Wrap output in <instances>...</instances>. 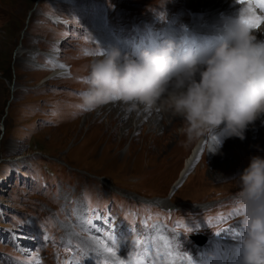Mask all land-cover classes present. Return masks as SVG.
<instances>
[{"label":"rangeland","instance_id":"obj_1","mask_svg":"<svg viewBox=\"0 0 264 264\" xmlns=\"http://www.w3.org/2000/svg\"><path fill=\"white\" fill-rule=\"evenodd\" d=\"M173 4L0 0V264H36L34 257L39 264H103L110 257L97 255L95 240L112 247V235L123 264H138L145 244L162 250L152 252L157 264L179 253L190 264V255L233 246L228 229H239V177L250 158L263 155L264 124L248 129L240 147L239 138H223L218 154L202 153L170 193L198 142H186L183 121L148 118L122 137L134 117L119 123L103 105L86 110L80 99L103 49L134 51L136 40L145 44L166 27L170 33L158 39L178 35L181 25L212 31L207 16L174 12ZM158 11L167 12L166 22ZM59 68L65 71L47 80ZM251 132L259 137L248 139ZM195 237L206 240L204 249Z\"/></svg>","mask_w":264,"mask_h":264},{"label":"clouds","instance_id":"obj_2","mask_svg":"<svg viewBox=\"0 0 264 264\" xmlns=\"http://www.w3.org/2000/svg\"><path fill=\"white\" fill-rule=\"evenodd\" d=\"M255 15L254 6L241 4L203 42L181 25L178 35L150 34L134 51L103 49L84 77L82 106L93 110L119 101L129 111H168L183 121L187 143L210 139L208 153L218 154L223 138L244 140L257 120L264 123V39L258 38L264 29L250 27ZM157 19L166 22V12ZM239 187V229H228V256L238 257V264H264V158H251Z\"/></svg>","mask_w":264,"mask_h":264},{"label":"bare ground","instance_id":"obj_3","mask_svg":"<svg viewBox=\"0 0 264 264\" xmlns=\"http://www.w3.org/2000/svg\"><path fill=\"white\" fill-rule=\"evenodd\" d=\"M172 1L174 2L173 7H172V8H174V10H173L174 12H175L176 9H183V11L186 10V9H192L194 12H196V14L201 13V14L207 16L206 17L207 23H213V24L215 23V25H218V26L221 24V22H222V20L224 18L234 17L238 13V10H239V8L241 6V4L236 3V0H198L197 2H193V1L190 2V1H186V0H172ZM166 5H169V4H166ZM169 7H168V11L170 9ZM171 12H172V9H171ZM158 13H160V12L158 11ZM260 29H264V25H262ZM161 33L168 34V33H170V30L166 27L163 30L153 32L152 35H154V36H156V37L159 38ZM135 36H137L136 33H135ZM258 38L264 39V34H258ZM135 44L136 45L131 46V48H133L134 50H137L138 49V46H139V48L141 47L140 42H137V40H136ZM64 71H65L64 69L59 68L58 70H56L55 72H53L47 78V80L50 79L51 77H54L56 75H59V74L63 73ZM108 103H109V105L106 106ZM108 103L103 105V108H104L103 111L106 112V113H112V114H114L115 117L118 119L117 121L119 123H122L124 121H127L129 119V117H134L135 124L134 125H131L129 127L124 128V131L122 132L123 133L122 134V137H123V135L125 133H128L133 128L137 132V130H139L140 127L142 126L143 120H146V119L149 118V119H153V122H155V121L157 122L161 118H166L167 115H170L171 114L170 112L164 111V110H161L160 112L153 111L151 114H149V113H145V112H143L142 110H139V109L134 110V113H133V112L127 110L126 106H124L122 103H118V101H117V103H115V101H110ZM103 108L98 109L97 112H95V113L98 114ZM101 112L99 113L100 115H101ZM99 114L97 116H100ZM94 115L96 116V114H94ZM86 121H87V119L85 118V123H86ZM180 121H182V120L179 117H176V120L172 124V126L173 125H176ZM263 124L264 123H261L260 120H257L253 126H250L249 127V129L251 127L252 128L253 127H257V129L262 130L261 128H262ZM262 133H263V135L259 134V136H263L264 137V130H262ZM259 136H257L256 134L254 135L251 132L250 135L248 136V139L249 138L251 139V138H254V137L257 138ZM147 139H148V137H147ZM245 139L244 140H240L239 139L238 141L236 140V142L238 144L237 147H240L241 145H243L247 141ZM120 140H122V139H120ZM183 140H184V138H181L180 140H178V141H176V142L173 143L176 150L179 149V147H180L179 145H181V142ZM150 141H152V143H154L153 139H150L147 142H150ZM209 144H210V140H208V139H203L202 141H198L197 142V144L192 149L190 156L187 159H185V161H184V167L181 170L178 179L176 180V182L171 187L170 193L174 192V190L177 188L178 184L183 180V178L190 171L192 172V168L194 167L195 163H197V161H198L199 157L201 156V154L202 153L209 154L208 153V145ZM226 145L228 147H231L232 146V142L229 141V142H227ZM245 156H247V155L245 154ZM236 157H238V156H236ZM261 158H264V151H263V155L261 156ZM195 241H197V240H195ZM163 250H164V248H163ZM140 252H141L140 255H144V253H147V257L149 258V261L152 262V264H157L159 262V260L157 258L155 259V257L152 256L153 255L152 252H156V253H158L160 255V253L162 252V250L160 248H159V250L156 249V248L154 250L153 249L150 250V249H148V246L145 244L143 246V248L140 249ZM162 256H164V255H162ZM168 257H171V260L168 261L167 264H179V263H181V264H188V261L185 262V260H183V256L181 255V253H179L178 255L176 254V255H172V256H169L168 255Z\"/></svg>","mask_w":264,"mask_h":264},{"label":"snow or ice","instance_id":"obj_4","mask_svg":"<svg viewBox=\"0 0 264 264\" xmlns=\"http://www.w3.org/2000/svg\"><path fill=\"white\" fill-rule=\"evenodd\" d=\"M236 3L247 4L249 8H253V6H255L256 8H259L262 12H264V0H236ZM249 23L250 27L260 29L261 26L264 25V15H255L254 19ZM100 55H102V53H100ZM109 239L112 243V247H109L103 239L95 240V243L97 245V255L103 253L107 257H110V260H105L103 264H123V261L119 260V258L117 257V250L118 246L120 245V240L116 235L110 236ZM33 259L35 260L36 264H39L38 258L34 257Z\"/></svg>","mask_w":264,"mask_h":264},{"label":"built area","instance_id":"obj_5","mask_svg":"<svg viewBox=\"0 0 264 264\" xmlns=\"http://www.w3.org/2000/svg\"><path fill=\"white\" fill-rule=\"evenodd\" d=\"M142 200V199H141ZM145 200V199H144ZM139 201V200H138ZM141 202H146V200L145 201H141ZM201 206H203V204H201V203H198L197 205H195V206H193L194 207V210L195 209H198V208H200Z\"/></svg>","mask_w":264,"mask_h":264},{"label":"water","instance_id":"obj_6","mask_svg":"<svg viewBox=\"0 0 264 264\" xmlns=\"http://www.w3.org/2000/svg\"><path fill=\"white\" fill-rule=\"evenodd\" d=\"M195 239H196L197 241H199V239L202 240L201 237H195Z\"/></svg>","mask_w":264,"mask_h":264}]
</instances>
